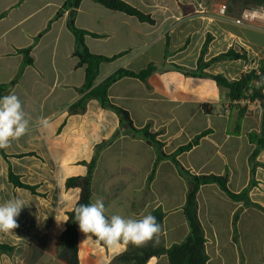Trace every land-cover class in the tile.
Here are the masks:
<instances>
[{"label": "crops", "instance_id": "obj_1", "mask_svg": "<svg viewBox=\"0 0 264 264\" xmlns=\"http://www.w3.org/2000/svg\"><path fill=\"white\" fill-rule=\"evenodd\" d=\"M153 20L113 11L94 0H83L74 24L88 34L84 43L92 54L116 57L100 66L96 84L118 70L155 71L142 81L122 77L109 88L114 105L125 110L132 125L148 128L170 155L205 133L198 145L177 156L180 165L196 176L226 175L229 189L240 193L249 186V158L254 148L250 133L260 134L262 110L258 103L240 112L227 90L210 78L187 76L175 66L196 70L201 51L204 61L231 48L246 52L247 61L216 62L206 72L238 80L256 69L264 58V26L235 23L251 0H123ZM65 0H0V86L18 83L16 94L30 119L29 132L0 153V203L19 197L25 207L18 228L0 232V242L15 247L0 254V264H65L58 259L67 213L75 207L79 189H68L72 177L88 173L96 147L99 152L92 181V202L102 198L108 215L140 218L161 208L165 213L161 239L166 248L190 233L184 214L192 183L169 158L159 159L157 148L143 136L121 126L119 115L89 99L85 109L72 111L84 93L85 67L74 56L76 37L68 27L70 11L55 19ZM221 3L228 6L219 17ZM182 5L192 8L183 11ZM259 6V5H257ZM33 62L24 66L23 50ZM6 94V95H7ZM243 105V104H242ZM48 121L40 126V119ZM23 155L21 157H18ZM256 161L264 164V150ZM157 165L155 166V163ZM9 167L37 194L9 181ZM155 167V172L152 176ZM250 200L264 208V167L258 166ZM198 215L206 237L207 264H264V213L230 199L217 184L201 186ZM129 245L102 246L79 232L80 264H112ZM147 264H169L167 255Z\"/></svg>", "mask_w": 264, "mask_h": 264}, {"label": "trees", "instance_id": "obj_2", "mask_svg": "<svg viewBox=\"0 0 264 264\" xmlns=\"http://www.w3.org/2000/svg\"><path fill=\"white\" fill-rule=\"evenodd\" d=\"M83 0H65L63 7L56 14L55 19L62 16L66 11H70L72 14V20L68 24L70 30L74 33L76 37V48L74 56L78 58V67H85V84L80 89L81 93H84V97L72 107V111L77 108L81 110L85 109V103L89 99H96L100 102L102 107L110 109L116 112L121 120V126L124 127L126 122H129L130 127L127 129L129 133L133 135L143 136L150 144H153L159 153V159L169 158L178 167L180 174H182L186 179H188L194 188L190 189L187 194L186 202L184 206V214L189 224L190 233L189 235L179 244H175L170 248H166L161 239V233L159 236L158 243H148L143 247H136L129 244L127 251L117 256L112 264H147V262L153 258L161 255H167L169 264H207L208 255L206 253V237L204 227L200 221L198 215V192L201 186L207 184H217L220 189L233 201L243 202L244 205L249 207H254L264 213V208L258 204L253 203L250 200L249 193L253 187L256 186L255 174L256 168L258 166L264 167V164H260L256 161L258 155L262 150H264V58L258 62L256 69H252L241 75L238 80H228L221 74L211 75L206 72V70L216 62L232 61V60H244L247 61L246 52L243 50L238 51L236 48H231L227 52L215 56L208 62L204 61V56L208 47V43L204 45L200 58L197 63L196 70H187L178 66L175 68L187 76L210 78L216 82L220 88L226 89L228 92V98L231 103H235L237 109L240 112V116L244 115L249 105L253 103H258L261 110V131L260 134L250 133L248 135L249 141L254 148L249 158L251 167V180L249 186L240 193H234L229 189L228 177L226 175H208V176H196L191 174L187 169L180 165L177 160V156L183 152L190 151L194 146L198 145L201 138L205 133L196 136L188 144L179 147L174 153L167 155L163 151V143L157 139V134L151 133L148 128L139 130L136 129L130 120L128 113L117 107L112 103L109 98V88L110 86L122 77H134L142 81H146L147 78L155 71V66L150 65L146 69L140 71L139 73H134L128 70H118L112 76L107 78L100 84H96V80L99 76L100 66L104 62H110L116 57H104L100 55L92 54L84 43V36L88 34L86 31L78 29L74 24V18L77 9ZM97 3L105 6L106 8L125 13L130 16L138 18L140 21L153 23L151 17L144 14L134 6L128 4L123 0H94ZM258 5H264V0H257ZM183 11H192V8L186 5H182ZM30 50H23L25 55L24 66L32 64L33 60L30 57ZM22 69L19 71L16 78L10 83L0 86V97L9 93L13 87L18 83L19 78L22 74ZM243 104V105H242ZM103 144L96 147V153L94 158L88 166V173L83 177H72L66 182V187L68 189H79L80 195L79 199L75 205L78 203H92V181L94 169L96 167V161L100 150L107 144ZM2 156L8 161L9 156L6 155L3 149H0ZM20 155L18 157H21ZM157 162L155 163V166ZM155 172V167L151 178ZM9 181L15 187L27 189L33 194H37V188L35 186H30L24 184L20 177L15 175L9 167ZM74 207V208H75ZM74 208L67 213L66 228L60 237V243L57 249V256L60 261L65 264H80L79 259V226L74 219ZM161 225L163 226L165 213L161 208L154 210L152 213ZM162 232V230H161ZM95 240L96 238L92 236ZM102 246V243H100ZM15 251V247L3 244L0 242V254L12 255Z\"/></svg>", "mask_w": 264, "mask_h": 264}, {"label": "clouds", "instance_id": "obj_3", "mask_svg": "<svg viewBox=\"0 0 264 264\" xmlns=\"http://www.w3.org/2000/svg\"><path fill=\"white\" fill-rule=\"evenodd\" d=\"M48 121L40 119V126L46 127ZM30 119L22 108L19 97L10 93L0 97V149L11 148L29 132ZM22 198H10L0 203V232L9 233L18 228L17 218L25 207ZM103 199L98 198L92 203H78L74 208V219L82 233L94 236L97 242L108 248L119 245L146 246L158 243L161 225L151 213L140 218L121 214L108 215ZM66 221H58L60 224Z\"/></svg>", "mask_w": 264, "mask_h": 264}, {"label": "built area", "instance_id": "obj_4", "mask_svg": "<svg viewBox=\"0 0 264 264\" xmlns=\"http://www.w3.org/2000/svg\"><path fill=\"white\" fill-rule=\"evenodd\" d=\"M228 6L226 3H221L217 9L219 17L225 18L227 15ZM238 25L245 26H264V8L245 9L242 15L235 21Z\"/></svg>", "mask_w": 264, "mask_h": 264}, {"label": "rangeland", "instance_id": "obj_5", "mask_svg": "<svg viewBox=\"0 0 264 264\" xmlns=\"http://www.w3.org/2000/svg\"><path fill=\"white\" fill-rule=\"evenodd\" d=\"M253 1V6H251L250 8H246V9H256V8H264V5H259L257 6L258 4L256 3L257 0H251Z\"/></svg>", "mask_w": 264, "mask_h": 264}, {"label": "water", "instance_id": "obj_6", "mask_svg": "<svg viewBox=\"0 0 264 264\" xmlns=\"http://www.w3.org/2000/svg\"><path fill=\"white\" fill-rule=\"evenodd\" d=\"M126 127H128V128L130 127L129 122H126ZM191 187L194 188V184H192Z\"/></svg>", "mask_w": 264, "mask_h": 264}]
</instances>
